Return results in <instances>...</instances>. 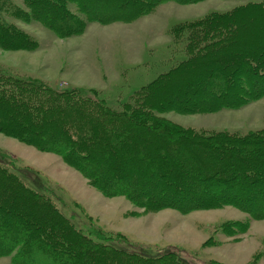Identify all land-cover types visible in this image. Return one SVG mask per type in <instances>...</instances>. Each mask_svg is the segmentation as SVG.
Returning <instances> with one entry per match:
<instances>
[{"label": "trees", "instance_id": "1", "mask_svg": "<svg viewBox=\"0 0 264 264\" xmlns=\"http://www.w3.org/2000/svg\"><path fill=\"white\" fill-rule=\"evenodd\" d=\"M164 1L201 0H0V50L39 46L7 17L37 21L63 38L89 22L132 21ZM168 34L172 57L184 58L117 108L94 88L58 89L0 65V133L58 155L104 196H123L143 209L238 208L249 218L219 227L230 236L245 232L250 219L264 218V126L196 130L157 112L238 109L264 97V0H241L175 24ZM1 256L12 264H190L173 252L147 257L94 240L2 163Z\"/></svg>", "mask_w": 264, "mask_h": 264}, {"label": "rangeland", "instance_id": "2", "mask_svg": "<svg viewBox=\"0 0 264 264\" xmlns=\"http://www.w3.org/2000/svg\"><path fill=\"white\" fill-rule=\"evenodd\" d=\"M14 1L21 4V0ZM240 1H164L132 21L89 22L84 32L63 38L37 21L7 17L36 37L39 46L31 51L0 50V65L10 74L42 79L58 89L94 88L99 98L117 108L174 60L184 58L180 52L172 57L168 32L175 24L225 11ZM157 116L196 130H257L264 126V97L238 109L209 113L170 110L157 112ZM0 163L32 189L49 195L76 228L98 242L147 257L173 252L190 264H264V218L250 219L247 231L236 235L219 227L227 220L249 218L233 206L186 213L171 208L143 209L126 197L104 196L58 155L2 133ZM101 165H97L100 170ZM0 264H12L10 256H1Z\"/></svg>", "mask_w": 264, "mask_h": 264}]
</instances>
